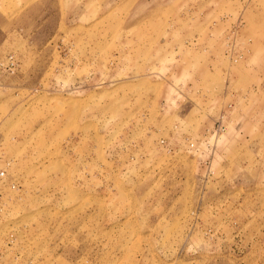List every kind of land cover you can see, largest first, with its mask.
<instances>
[{
    "label": "rangeland",
    "instance_id": "374dc122",
    "mask_svg": "<svg viewBox=\"0 0 264 264\" xmlns=\"http://www.w3.org/2000/svg\"><path fill=\"white\" fill-rule=\"evenodd\" d=\"M0 264H264V0H0Z\"/></svg>",
    "mask_w": 264,
    "mask_h": 264
}]
</instances>
